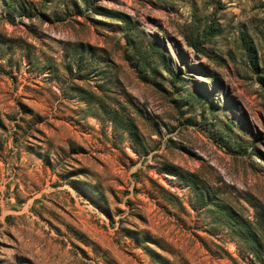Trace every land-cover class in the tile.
<instances>
[{
    "label": "rangeland",
    "instance_id": "1",
    "mask_svg": "<svg viewBox=\"0 0 264 264\" xmlns=\"http://www.w3.org/2000/svg\"><path fill=\"white\" fill-rule=\"evenodd\" d=\"M0 264H264V0H0Z\"/></svg>",
    "mask_w": 264,
    "mask_h": 264
}]
</instances>
